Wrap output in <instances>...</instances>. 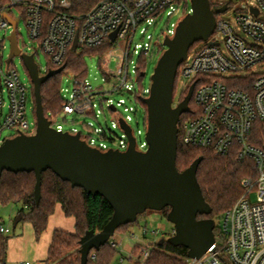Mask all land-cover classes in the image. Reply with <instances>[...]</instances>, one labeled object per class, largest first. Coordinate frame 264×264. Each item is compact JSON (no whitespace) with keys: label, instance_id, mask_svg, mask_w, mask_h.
<instances>
[{"label":"built area","instance_id":"1","mask_svg":"<svg viewBox=\"0 0 264 264\" xmlns=\"http://www.w3.org/2000/svg\"><path fill=\"white\" fill-rule=\"evenodd\" d=\"M210 2L212 8L227 9L216 13L212 35L198 45L195 43L178 68L177 75L188 80L183 91L195 83L193 98L198 106L196 112L192 108L187 112L193 113L191 117L182 122L180 118L178 133L187 145L208 149L215 155L235 151L239 160H253L257 176L243 180V193L221 219L220 241H216L215 251H209L203 258L208 264H264V0ZM178 10L191 13V0H101L84 14L73 13L70 0H0V28L10 30V35L15 30L20 49L10 61V55L5 60L0 54V135L5 129L16 132L8 138L37 131V118L30 123L27 116L30 97L35 101L34 84L22 80L14 63L16 56L25 66L23 55H32L39 75L43 76L62 66L65 70L70 52L106 46L103 53L95 54L100 56L103 84L94 87L86 75L73 73L72 89L61 88V110L47 119L52 128L72 135L80 133L82 140L102 152L110 149L124 152L129 148V134L120 123L123 120L131 129L136 149L147 151L148 111L143 99L149 97L151 87L138 92L133 75L139 80L141 62L147 64L155 48H161L160 36L155 39L150 29ZM12 20H18L15 28ZM21 20L25 22L30 44L20 43ZM178 24H167L163 30L166 37L175 35ZM138 35L142 43L135 42ZM75 42L77 47L73 49ZM116 48L120 50L118 55L114 54ZM40 52L49 61L46 68L36 61ZM105 55L111 58L106 59ZM111 60L116 61L115 69L109 68ZM27 73L32 82L28 70ZM121 93L134 96L141 104L145 116L143 128L134 130L130 125L138 107L127 105L125 98L115 101L111 97ZM177 106L173 98V107ZM101 114L111 118V126L99 123ZM61 115L65 121L73 116L72 121L77 122L81 117H94L98 125L93 121L83 123L87 134L73 127L65 129L57 120ZM115 130H120V135ZM141 135H145L144 140L139 139ZM10 231L7 225H0L1 233ZM143 233H148L147 228ZM109 243L118 249L121 240L114 235ZM217 244L222 246L218 249ZM152 249L141 248L137 264H146ZM95 257L93 253L91 258Z\"/></svg>","mask_w":264,"mask_h":264},{"label":"water","instance_id":"2","mask_svg":"<svg viewBox=\"0 0 264 264\" xmlns=\"http://www.w3.org/2000/svg\"><path fill=\"white\" fill-rule=\"evenodd\" d=\"M191 6L193 11L179 22L175 35L165 38L166 50L151 77V93L143 99L148 111L149 148L145 152L136 149L131 129L123 120L121 126L130 137V146L124 152L114 149L102 152L82 140L80 133L72 135L52 128L44 113L41 88L65 66L40 76L34 57L23 55L34 84L38 126L35 134H21L2 143L0 180L4 171L34 172V195L39 205L42 174L51 169L73 187H81L88 194H100L111 203L114 208L111 220L99 232L87 231L80 241L81 264H87L91 251L108 243L120 226L136 222L138 216L149 209L162 211L168 207L171 209L167 219L175 225L174 234L168 238L170 243L188 248V257L192 260H200L209 251H215L216 221L198 218L199 214L212 212L197 179L202 158L182 172L176 166L178 123L181 115L190 111L195 83L177 107H173V98L178 68L187 58L189 49L196 42L209 39L215 29L216 13L225 12L227 7L214 10L210 0H191ZM17 22L12 20L14 28ZM9 38L8 61L20 53L15 30ZM76 47L75 42L73 49ZM21 220L19 214L14 228ZM163 243L161 239L159 244Z\"/></svg>","mask_w":264,"mask_h":264},{"label":"trees","instance_id":"3","mask_svg":"<svg viewBox=\"0 0 264 264\" xmlns=\"http://www.w3.org/2000/svg\"><path fill=\"white\" fill-rule=\"evenodd\" d=\"M70 1L73 13L84 14L101 0ZM105 50L106 46H99L84 48L80 53L70 52L66 67L77 75L85 76L87 74L85 57L103 53ZM146 65V61L141 62L140 76L145 72ZM177 85L176 78L174 94ZM61 87L60 74L51 77L42 85L41 95L47 118H50V114H57L61 110ZM188 91L186 90L182 94L181 99L186 97ZM194 107L193 98L191 102L193 112ZM187 118L189 117L182 115L181 122ZM198 158H202V161L197 170V179L206 201L212 208L210 214H199L198 218H211L215 221L220 219L219 226L216 225L214 229L216 241H220L221 219L243 193V180L257 176L255 163L251 159L239 160L235 151L224 155H215L208 149L187 145L182 140L180 141L179 132L176 159L178 170L180 172L186 170ZM35 185L34 172L4 171L0 180V206L20 205L18 213L22 215L21 221L30 222L34 228L36 239L40 240L47 229L49 217L54 213L56 206L60 204L66 215L75 218V230L74 232L60 229L54 231L46 263L81 264L80 241L82 237L89 230L101 231L114 214L113 206L100 194H88L81 187H73L69 181L63 180L51 169L42 174V198L39 205L35 201ZM170 209L168 207L162 210L166 217ZM3 223L0 217V225ZM127 225H122L118 229L127 231ZM9 240L10 237L7 234L0 232V264H7ZM163 240V244H159V242L155 244L146 264L188 263L190 260L188 248L183 245H174L165 238ZM221 246L217 244L218 249ZM93 253L96 254L94 259L91 258ZM117 254L118 249L113 248L108 242L99 250L91 251L87 264H112Z\"/></svg>","mask_w":264,"mask_h":264},{"label":"rangeland","instance_id":"4","mask_svg":"<svg viewBox=\"0 0 264 264\" xmlns=\"http://www.w3.org/2000/svg\"><path fill=\"white\" fill-rule=\"evenodd\" d=\"M216 9L215 6H213ZM19 13V11H18ZM187 14L182 10H178L172 17L165 16L158 24L157 27H152L150 29V33L155 35V39L160 36L159 45L161 48H155V52L152 56L147 58V65H146V75L144 77L139 78L138 80L135 75L134 79L132 80L136 86V90L140 92L143 87L149 88L152 85V74L154 72L155 67L158 64L159 59L161 58L162 54L166 50V46H164V40L166 37V32H163L167 24L171 22L179 23ZM19 39L20 43L23 41L26 44H30V38L27 34V29L25 26L24 20L19 22ZM10 30H4L0 28V54H3L5 60L9 57L11 52V41L9 39ZM173 37V36H172ZM135 42L142 43L143 39L140 35L135 38ZM200 42H196L198 45ZM195 46V44H194ZM114 54L118 55L120 50L116 48L114 50ZM104 58L110 59L108 55H105ZM86 65H87V74L86 78L88 81L94 86H98L103 84V70L101 67V61L99 55L85 57ZM36 61L39 66L46 68L49 64V61L44 53L40 52L36 56ZM138 55L135 56L134 62L137 63ZM14 63L18 67L20 72V76L22 80L29 85L32 86V82L29 79V75L27 73V68L23 65L22 60L19 56H16L14 59ZM110 69H115L116 61L111 60L108 64ZM5 67H7L5 65ZM61 76V88H68L69 90L72 89L73 86V72L66 68L63 72L59 73ZM177 89L175 94V103H178L180 96L183 92V89L188 85L187 78L183 76H177ZM115 101H118L120 98L126 99L127 105H134L138 107L139 112L137 115H133V120L130 123L131 127L136 130L137 128L144 127V111L142 109L141 104L136 100L134 96H128L126 94H113L111 96ZM35 101L32 97L28 102L27 108V116L30 123H33L36 120V115L34 112L35 108ZM144 108V107H143ZM119 110L123 112V107H120ZM198 110V106H195V112ZM183 115L187 117H191L193 113H183ZM74 119L73 116H68L67 120H63V116H59L57 120L64 126L65 129L70 128H77L80 131H83L84 134L89 133L87 127L83 124L88 121H93L95 125H98V121L94 117H81L79 121H72ZM99 123L106 125V123L111 126V118L109 116H104L101 114L99 116ZM115 132L120 135V130H115ZM11 134H16L14 129H5L3 133L0 135V146L3 143V140L8 138ZM140 140L145 139V135L139 136ZM182 140L180 134V141ZM113 146V145H112ZM252 199H255V194L252 195ZM20 205L9 204L5 206H0V217L3 224L10 227L11 231L7 235L10 237L9 247L11 250V257L12 259L7 261V264H38L35 259V250H36V236L34 233L33 226L28 221H20V223L14 228V222L17 219L19 213L18 209ZM220 219L216 220V225L219 226ZM127 231H123L118 229L115 233L116 238L118 241L121 240V244L118 248V254L116 255L112 264H137V261L140 260V250L144 247H155L161 239L165 238L168 239L174 234L175 225L170 222L165 213L162 211L157 210H147L146 212L140 214L136 222L127 225ZM147 228L148 233L144 235V229ZM18 237H22L23 241L19 242L17 240ZM204 257V256H203ZM202 257V258H203ZM121 259H123L122 262ZM54 264V263H51ZM187 264H208L205 258L201 260H192L190 259Z\"/></svg>","mask_w":264,"mask_h":264},{"label":"crops","instance_id":"5","mask_svg":"<svg viewBox=\"0 0 264 264\" xmlns=\"http://www.w3.org/2000/svg\"><path fill=\"white\" fill-rule=\"evenodd\" d=\"M75 222V218L73 216L66 215L60 204L56 206L54 213L49 217L47 229L42 234L40 240H36L37 242L35 250V259L38 264H47L46 260L48 258V250L53 238L54 231L60 229L67 232H74ZM17 240L19 242H22L23 238L18 237ZM11 250L12 249L9 247L8 244L9 260L12 259Z\"/></svg>","mask_w":264,"mask_h":264},{"label":"flooded vegetation","instance_id":"6","mask_svg":"<svg viewBox=\"0 0 264 264\" xmlns=\"http://www.w3.org/2000/svg\"><path fill=\"white\" fill-rule=\"evenodd\" d=\"M185 91H186V90H184V91L182 92V94L185 93ZM175 94H176V93H175ZM175 94H174V99H175ZM182 94H181V96H182ZM181 96H180V99H179V101H178V104H179V103L185 98V97H184L183 99H181ZM193 97H194V93H193L192 99H191V101H190V103H189V107H190V108H191V102H192V100H193ZM180 100H181V101H180Z\"/></svg>","mask_w":264,"mask_h":264},{"label":"bare ground","instance_id":"7","mask_svg":"<svg viewBox=\"0 0 264 264\" xmlns=\"http://www.w3.org/2000/svg\"><path fill=\"white\" fill-rule=\"evenodd\" d=\"M181 101V100H180Z\"/></svg>","mask_w":264,"mask_h":264}]
</instances>
